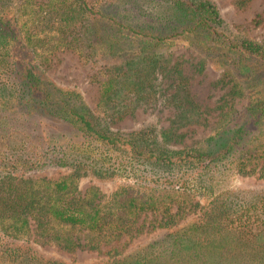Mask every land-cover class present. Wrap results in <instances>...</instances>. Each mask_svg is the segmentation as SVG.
<instances>
[{
	"label": "trees",
	"instance_id": "trees-1",
	"mask_svg": "<svg viewBox=\"0 0 264 264\" xmlns=\"http://www.w3.org/2000/svg\"><path fill=\"white\" fill-rule=\"evenodd\" d=\"M184 46L195 54L196 71L211 64L222 71L218 84L228 95L245 99L190 143L181 129L200 122L204 111L189 88L186 60L175 56ZM21 48L33 59L21 61ZM61 50L93 64L96 109L47 75L43 65ZM158 104L173 112L167 126L116 128ZM0 105L4 122L19 106L22 116L37 113L76 133L45 136L44 128L0 144V264H76L33 243L98 251L106 264H154L163 255L156 246L125 252L120 242L159 229L169 231L173 255L186 243L196 248L183 255L191 264L214 239L230 246L204 264H264V189H220L231 173L264 180V40L240 34L215 1L0 0ZM47 169L66 174L40 176ZM85 177L120 184L110 194L96 185L82 190ZM203 196L211 198L207 205ZM197 209L207 215L206 230H177ZM190 227L199 228L198 221Z\"/></svg>",
	"mask_w": 264,
	"mask_h": 264
},
{
	"label": "rangeland",
	"instance_id": "rangeland-1",
	"mask_svg": "<svg viewBox=\"0 0 264 264\" xmlns=\"http://www.w3.org/2000/svg\"><path fill=\"white\" fill-rule=\"evenodd\" d=\"M213 1L219 5L225 20L234 26L240 34L248 35L256 40H264V0H250L244 6H239L236 0ZM256 20H259L258 24L254 22ZM17 55L19 56V59L25 63L29 62L34 57L30 50L26 53V50L22 48L20 51L18 50ZM175 56H181L182 59L186 60L184 64V73L187 78H189V88L194 99L201 106L202 111H204L200 122L192 123L181 129V132L186 133L185 141L190 143L192 141H197L208 134L213 124L220 118L219 116L227 109L242 108L245 104V99L234 98L228 95V88L222 87V85L218 84L222 71L214 69L211 64H208L202 72L196 71L193 67L196 63V60L194 59L195 54L188 50L186 46L182 48L177 47L175 50ZM92 65L93 64L90 62L81 59L75 51L61 50L52 57L51 62L43 65V67L46 68L47 75L57 85L69 90L79 91L82 93L87 104L92 109H96L100 101V86L96 81L92 80L91 76L93 71H95L92 69ZM16 109L17 111L14 109L9 111V122H4L2 117L0 118V134L6 135L0 140V144L5 141V138L9 142L13 136H36L38 133L41 134L44 128L48 130L44 134L45 136H50L53 132L65 134L67 137H73L76 134L74 128L71 126L61 123L52 125L46 122L42 116H39L40 114L37 115V113H34V116L32 117H25L20 115L23 112V108L18 106ZM172 114L173 112L169 107L163 104H158L157 106L137 110L134 116L124 118L115 126L120 129H133L146 122L156 121L167 126L170 123ZM6 147L7 146L2 150H5ZM65 174L66 172L64 170L47 169L41 172L40 176L58 179ZM118 184H120L119 180L102 181L92 177H85L80 181V187L82 190H85L90 185H96L105 194L112 193L117 189ZM220 189L261 191L264 189V180L255 176L231 173L225 177ZM197 198L199 199V196H197ZM200 200L202 204L207 205V201L211 200V198H205V196H203ZM203 215L204 211H201L200 209H197L195 213H186L185 216L180 219V225L177 230H185L188 228L185 232L192 231V235H198L199 232L205 231L207 228V215H204V218ZM143 218L144 216L141 217V220ZM197 221L199 228L192 229L190 226L192 225L194 227L195 222ZM204 234L205 233H203L202 236ZM170 239L171 236L167 229H159L156 231L144 232L134 238L123 237L120 243H123L122 245L125 252H134L135 250L141 251L147 244L156 246L158 253L163 255L160 257V261L154 264H191L190 259H183V255L193 252L196 248H193L189 243H186L187 245H183V251L177 252V255H173L175 253H172ZM203 242L206 241H200L199 244L202 245L204 244ZM209 242L211 243H206V245H208V250L204 251L203 255L197 258L195 264H204L205 260L208 262L216 261L224 255V251L230 246V244L229 246L227 244V247H225L226 242L215 239ZM18 245L27 246L25 243ZM32 245L39 248L44 254L64 258L73 261L76 264H106L105 260H107L105 254L88 249H79L75 252H68L53 243L45 245L33 243ZM109 246L110 245L103 244L102 251L108 250ZM179 253H181L180 256H178ZM156 256H153L152 260ZM179 257L181 261L177 260Z\"/></svg>",
	"mask_w": 264,
	"mask_h": 264
}]
</instances>
